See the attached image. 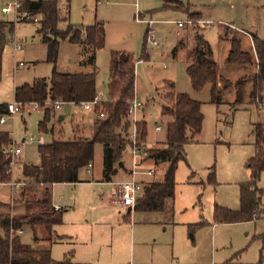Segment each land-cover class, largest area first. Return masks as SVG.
Here are the masks:
<instances>
[{
  "label": "rangeland",
  "instance_id": "obj_1",
  "mask_svg": "<svg viewBox=\"0 0 264 264\" xmlns=\"http://www.w3.org/2000/svg\"><path fill=\"white\" fill-rule=\"evenodd\" d=\"M10 1L0 0V21L15 23L4 52L0 103L14 102L17 87L37 78H50L54 68L47 61V47L38 34L40 23L4 12L3 8ZM60 1L64 8L67 0ZM178 1L188 8L173 9L163 0H101L100 3L97 0H70V13L62 9L63 18L70 19L73 25L104 23L107 39L105 48L97 54V67L98 91L106 97L112 52H126L138 61L144 45L147 48L148 60L136 64V93L144 106L139 111L138 123H147L148 127V135L139 140L137 171L155 170L151 177L138 175L139 179L144 178L145 184L162 179L167 167L155 165L147 154H143V151L147 153L160 147L166 140L171 119L162 115L163 97L170 89L165 83L174 82L177 93L187 94L200 102L204 120L201 133L186 148V161L179 164L176 172L174 212L170 213L169 204L166 222H158L156 214L132 211L129 215L128 207L116 201L117 184L130 179L132 154L126 150L122 158L124 168L118 169L110 183H102L103 148L97 144L93 168L81 171L84 182L58 184L52 188L54 203L61 198L63 205L68 207L64 223L55 228L56 234L72 237L77 243L76 246L69 242L55 243L52 257L58 262L64 261L65 255L75 247L74 260L91 264H264V218L240 223H217L214 219L217 208L241 210V185L251 179L247 165L255 154L254 126L264 122V110L251 102L249 83L243 105L232 111L235 85L241 78L251 76L255 68L228 63L227 59L231 40L236 37L242 50L256 60L253 36L264 41V0ZM37 18L41 19L40 16ZM149 20L154 22L153 35L160 45L145 44ZM187 20L193 25L187 23L184 28L178 27L179 22ZM65 27V23L60 24V28ZM196 33L203 36L214 51L218 63L217 87L221 90L219 102L212 101V84L196 90L187 73ZM15 42L22 45V51H15ZM181 42L183 45L174 57L173 50ZM80 57L78 45L63 41L58 71H83ZM20 62L25 66L17 68ZM223 79L231 82L228 89H224ZM45 106L51 107L49 103ZM38 109L36 105H26L22 113L10 117L4 126L22 149L12 179L6 184L20 182L18 189L23 191L30 190L34 184L24 182L22 166L40 162L39 145L28 140L43 136L46 144H50L63 134L66 137L73 135L72 116L61 123L52 119L48 131L41 130L39 122L44 118V108ZM93 119H97L95 114L91 117L86 114V121L79 117L77 131L82 132L80 136L84 137L85 122L89 124ZM158 126L161 131L156 130ZM88 135L90 137L91 133ZM211 171L214 172L213 179L209 175ZM259 186L264 190V171ZM12 194L18 196L15 188L0 185L1 202H11ZM262 197L264 209V194ZM37 235L44 236L45 230L40 229ZM21 237L23 243L33 244L31 229H25Z\"/></svg>",
  "mask_w": 264,
  "mask_h": 264
},
{
  "label": "trees",
  "instance_id": "obj_2",
  "mask_svg": "<svg viewBox=\"0 0 264 264\" xmlns=\"http://www.w3.org/2000/svg\"><path fill=\"white\" fill-rule=\"evenodd\" d=\"M101 0H97L100 3ZM167 7L182 10L188 8L178 0H163ZM70 0L64 8L60 0H27L20 8L32 16H40L38 34L47 47V61L54 65L50 78H37L15 89V101L26 105H37L44 108V119L39 128L48 131L55 104L81 106L95 99L98 91L97 54L105 48L107 33L104 23L96 22L91 26L73 25L70 19L63 18L62 9L70 13ZM170 4V5H169ZM65 23L64 29L60 24ZM15 30L14 22L0 21V80L3 73V58L9 36ZM146 34L145 44L148 43ZM63 41L73 43L81 48L79 73H64L57 69L60 46ZM180 43L174 50L181 48ZM253 47L256 60L242 50L236 37L231 40V51L227 62L242 67H254L255 72L249 77L241 78L235 85L236 99L231 109L237 110L243 105L245 88L250 83V100L262 109L264 103V41L253 36ZM147 48L144 45L142 56L138 61L148 60ZM187 68L192 86L196 90L212 84V101L219 102L221 90L218 89V63L210 43L196 33L194 48L190 54ZM126 52H112L110 57V75L107 101L94 108L97 119L90 128L89 138L53 141L40 145L39 165H23L24 182L34 184L30 190H24L16 206L0 205L8 208L7 213L0 214V264H86L77 263L70 253L64 261L58 262L52 257V247L61 244L65 236L56 234L55 228L63 224L65 210L56 211L52 202L54 184L80 183V173L88 169L95 160V147L103 148V181L111 182L122 167L123 154L129 145L127 132L131 126L128 113L131 103L138 99L136 93V64L138 62ZM22 63V62H21ZM24 66V64H23ZM17 67H22L18 66ZM224 89L232 84L222 80ZM169 90L164 94L162 115L170 118L167 125L166 140L160 147L147 152L148 159L155 165H167L163 178L145 185L143 194L138 198L135 210L141 213H163L166 217L174 212L176 172L181 162L186 161V148L201 133L204 115L202 104L189 95L177 93L174 82L165 83ZM162 98V100H163ZM49 103L51 107L45 105ZM8 104L0 103V118L8 114ZM105 113V118H99ZM138 139L148 135L147 123H137ZM255 154L248 162L251 179L241 185V210L216 209L217 223H240L264 218L262 196L264 190L259 187V180L264 171V122L254 126ZM14 144L12 133L0 125V184L9 183L12 179L13 160L5 150ZM16 165V163H15ZM15 167V166H14ZM213 179L214 172L209 174ZM21 204V205H18ZM171 204V212L167 211ZM23 211L19 210L23 208ZM19 210V211H18ZM260 211V213H259ZM167 218V217H166ZM34 233L33 244L23 243L21 235L25 229ZM40 229L45 235H37Z\"/></svg>",
  "mask_w": 264,
  "mask_h": 264
},
{
  "label": "built area",
  "instance_id": "obj_3",
  "mask_svg": "<svg viewBox=\"0 0 264 264\" xmlns=\"http://www.w3.org/2000/svg\"><path fill=\"white\" fill-rule=\"evenodd\" d=\"M25 1H27V0H12L3 8V11L8 13V14H13L14 17H16V18H23V19H28V20L33 21V22H39V19L37 18V16L34 17L28 12H24L23 15L21 14L20 8L22 7L23 2H25ZM152 23L153 22H149L150 25ZM187 23L193 25V22L187 21V22H179L178 26L183 27ZM148 43L158 45V41L156 40L155 36L153 35V31L149 32ZM14 48H15L16 52L23 50L22 45H20L16 42H15ZM19 66H23V63H19ZM107 100H108L107 97L103 93L99 92L93 101L83 103L81 105V107L85 111H93L94 112V108H96L100 104H104ZM65 106L66 105L59 102V103L55 104L54 109H55V111H58V110L63 109ZM7 108H8V114L1 116L0 125L6 124V122L9 120L10 117L15 118V116L19 112H21V110L23 109V104L14 101V102L9 103ZM36 108H38L37 105H36ZM142 109H143V104L138 99H136L135 101H133L131 103V107H130V110L128 113V118H127L128 122H130V124H131V126L127 132V139L129 142V145L127 148H128V151H130L132 154L131 155L132 161H133V168L131 171L132 178L128 181L118 183L116 186L117 195H118V198L120 199V204L123 207H128V208H134L135 207L136 202H137L138 198L140 197V194L143 193L144 188H145V185L137 178V175L139 174V172L137 171V167H138L137 154L140 153V149H138L139 139H138V132H137V126L136 125L138 123L139 111H141ZM262 109L264 110V103L262 105ZM105 117H106L105 113H101L99 115V118H105ZM161 129L162 128L160 126H158L156 128L157 131H161ZM29 141L33 142V143H37L39 145H44V138L42 136L39 138L31 137ZM5 153L8 154L12 158L13 169H14L16 160L21 155L22 149L18 145L13 144L5 150ZM143 154H147V153H145V151H143ZM90 167L91 166H89V168ZM153 173H154L153 170L148 172L149 175H153ZM12 187L17 190L20 187V184L12 182ZM54 209L56 211H59L62 208L59 206H54Z\"/></svg>",
  "mask_w": 264,
  "mask_h": 264
},
{
  "label": "crops",
  "instance_id": "obj_4",
  "mask_svg": "<svg viewBox=\"0 0 264 264\" xmlns=\"http://www.w3.org/2000/svg\"><path fill=\"white\" fill-rule=\"evenodd\" d=\"M143 22L145 21V22H147L146 21V19H143L142 20ZM188 21V20H187ZM148 22H153V20H149ZM154 23V22H153ZM153 23L150 25L149 23H148V30H147V32H150V31H153V27H152V25H153ZM186 25V24H185ZM183 26V27H179V28H184V27H186V26ZM179 34V33H178ZM148 37H149V34H148ZM182 43V42H181ZM158 45H160V42H158ZM182 45H183V43H182ZM80 48V47H79ZM80 52H81V48H80ZM177 55V54H176ZM174 56V55H173ZM174 57H176V56H174ZM80 62V61H79ZM21 63V62H20ZM23 63V62H22ZM24 64V63H23ZM18 66V65H17ZM25 66V65H24ZM23 67V66H22ZM17 68H19V67H17ZM100 92V91H99ZM102 93V92H101ZM139 100V99H138ZM11 103V102H10ZM7 104H9V103H7ZM48 104V103H47ZM71 105V104H70ZM76 108V112L74 113V109ZM143 108H144V106H143ZM38 109V108H37ZM39 110V109H38ZM43 111V110H42ZM23 112V109L21 110V112H19V113H22ZM26 112V111H25ZM78 112H81L80 114L78 113ZM18 113V114H19ZM43 113V115H44V112H42ZM17 114V115H18ZM81 114L82 115H84V116H81ZM86 114L88 115V117L90 116H92V114H95L93 111H85L81 106H72L71 105V109H70V111H69V113L67 114L66 113V110H65V107L63 108V109H61V110H58V111H53V115H52V119H57V121H59L60 123L61 122H63L68 116H72V119H73V123H72V125H73V135L71 136V137H66V136H64V134L59 138V139H54L53 141H58V140H70V139H75L76 137L77 138H89V135H88V133H91L90 132V128L92 127V125H93V122H94V119H93V121L92 120H89V124L87 123V122H85V125H87V128L85 127V130H84V137L83 136H80L81 134H82V132H78L77 130V125H80L79 123H80V120H79V117H80V119H82V118H84V120L86 121ZM16 115V116H17ZM44 119V118H43ZM42 119V120H43ZM41 120V121H42ZM40 121V122H41ZM39 122V123H40ZM92 124H91V123ZM6 124H7V122H6ZM6 124H4V125H1L3 128H4V126L6 125ZM54 128V127H53ZM157 128V127H156ZM5 129V128H4ZM10 132V131H9ZM11 133V132H10ZM12 137H13V134H12ZM43 137V136H42ZM44 138V137H43ZM14 139V138H13ZM28 142H29V140H28ZM29 143H33V142H29ZM14 144H16L15 143V141H14ZM35 144H37V143H35ZM17 145V144H16ZM39 145V144H38ZM44 145H48V144H46V142H45V138H44ZM40 146V145H39ZM20 148H21V146H19ZM126 150H128V148L126 149ZM22 154V153H21ZM38 157H39V154H38ZM18 158H20V156L18 157ZM39 159H40V157H39ZM151 160V159H150ZM23 161V160H22ZM122 163H123V165H122V167H120V168H124V166H125V164H124V159L122 160ZM138 163V162H137ZM27 164V163H26ZM39 164H40V162H39ZM39 164H37V165H39ZM27 165H34V164H27ZM139 166V165H138ZM93 168V164L91 165V167L90 168H88L87 170H91ZM132 168H133V161H132ZM132 168H131V170L130 171H128V175L130 176V179L132 178V174H131V171H132ZM119 169V168H118ZM151 170H153V169H151ZM151 170H148V171H146V172H144V173H141V172H139V174H142V175H147V176H153L154 174H155V170H153L154 171V173H153V175H149L148 174V172L149 171H151ZM21 173H22V169H21ZM117 173H118V170H117ZM81 174V173H80ZM138 174V175H139ZM138 175H137V178H138ZM130 179H128V180H130ZM139 179V178H138ZM143 179L144 178H140L139 180L144 184V185H146L145 184V182L143 181ZM80 180H81V177H80ZM128 180H125V181H128ZM160 180V179H159ZM82 182H84V181H82L81 180V182L80 183H82ZM101 182L102 183H110V182H104L103 181V178H102V180H101ZM15 183H20V182H16L15 181ZM151 183V182H150ZM64 184V183H63ZM67 184V183H66ZM75 184H77V183H75ZM75 184H71V185H75ZM0 185H2V184H0ZM4 185H11L12 186V183L11 184H4ZM56 185H58V184H54L53 186H52V188L54 187V186H56ZM260 187V186H259ZM13 188V187H12ZM116 190H117V188H116ZM12 192H13V190H12ZM22 192H23V189L22 190H19V189H17V193H18V196L16 197V195H13L12 194V198H11V202H1L0 201V205H7V206H11V207H13V206H16L17 204H16V202L17 201H20L21 200V194H22ZM142 194L143 193H141L140 194V197L142 196ZM139 197V198H140ZM20 198V199H19ZM263 198V197H262ZM116 201H118L119 203H120V199L118 198L117 199V197H116ZM52 202H53V205L54 206H59V207H61L62 208V210H65V213L66 212H68V207L66 206V205H63V203H62V199L60 198L59 200H58V203H54V198H53V195H52ZM18 205H21V204H18ZM7 209L8 208H5V207H1L0 206V214H4V213H7ZM23 209H24V207L23 208H21V209H19V210H21V211H23ZM18 210V211H19ZM128 210H129V215L131 214V212L132 211H135V213H141V212H137L136 210H135V207L134 208H128ZM141 214H156V216L158 217V219H157V221L158 222H166V217L163 215V213H141ZM64 216H65V214H64ZM64 216H63V223H64ZM25 232V231H24ZM23 235V234H22ZM63 236H65L66 237V240H65V242H69V244L70 245H72V246H76V242L74 241L73 242V238L72 237H69V236H66V235H63ZM71 241V242H70ZM64 242V243H65ZM74 252H75V247L73 248V249H71V251H69L66 255H65V258L70 254V253H72L73 254V260H74ZM53 255V254H52ZM75 261V260H74ZM76 262V261H75ZM77 263H80V262H77ZM86 264H91V263H86Z\"/></svg>",
  "mask_w": 264,
  "mask_h": 264
},
{
  "label": "water",
  "instance_id": "obj_5",
  "mask_svg": "<svg viewBox=\"0 0 264 264\" xmlns=\"http://www.w3.org/2000/svg\"><path fill=\"white\" fill-rule=\"evenodd\" d=\"M70 109H71V105H66L65 106V110H66L67 114L69 113Z\"/></svg>",
  "mask_w": 264,
  "mask_h": 264
}]
</instances>
